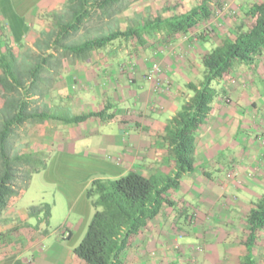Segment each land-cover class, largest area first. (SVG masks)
Returning <instances> with one entry per match:
<instances>
[{
    "label": "crops",
    "instance_id": "0c3cea01",
    "mask_svg": "<svg viewBox=\"0 0 264 264\" xmlns=\"http://www.w3.org/2000/svg\"><path fill=\"white\" fill-rule=\"evenodd\" d=\"M60 1L0 0V38L10 45L22 44L35 28L40 10L49 11ZM203 28H192L186 35L170 39L156 31L143 35L144 43L157 34L162 36L166 47L172 46L174 54L160 59L163 82L169 81L167 89L146 79L151 59H146L145 54L112 56L106 60L109 65L106 63L100 69V83L104 86L99 91V106L81 113L98 111L107 103L110 108L105 115H115L67 123L69 127L80 124V128L82 123L86 124L87 133L74 137L71 143L78 141L83 148L77 153L78 161L95 167V175L110 178L131 170L149 176L158 170L168 173L174 168L168 144L162 138L164 124L192 94L187 83L200 78V52L211 49L224 35L223 29H219L217 38L206 36L201 43L196 36ZM178 41L184 45L177 47ZM178 50L182 59L175 57ZM159 51L155 50L158 54ZM123 63L126 69L122 70L126 73L119 66ZM111 69L115 74L107 77ZM213 84L218 94L196 132L195 167L182 174L176 188L165 192L156 214L121 252V264L264 262V228L256 231L251 244L246 222L248 210L264 193V50L255 69L238 65L231 75ZM90 135L94 138L91 144ZM67 140L70 143L71 139ZM89 146L91 151L84 149ZM68 147L61 146L59 153L71 155L74 150ZM83 207L88 211L84 201ZM18 211L27 229L22 230L27 241L22 245L15 243L18 248L14 252L8 249L10 254L1 257L0 264H86L76 257L72 247L63 245L62 239L54 243L58 250L44 252L39 248L41 242L29 232L32 228L38 231L40 226L27 224L30 219L27 209ZM181 219L190 225L189 230L178 226ZM73 231L64 234L66 238ZM46 236L45 233L42 239ZM20 251L30 252V258L19 257Z\"/></svg>",
    "mask_w": 264,
    "mask_h": 264
},
{
    "label": "trees",
    "instance_id": "16d2710c",
    "mask_svg": "<svg viewBox=\"0 0 264 264\" xmlns=\"http://www.w3.org/2000/svg\"><path fill=\"white\" fill-rule=\"evenodd\" d=\"M125 0H66L63 13L51 11L52 29L46 39L35 42L43 51L30 55L27 51L18 55L10 43L0 38V218L8 199L25 188L33 173L45 168L46 155L40 151H15L10 139L17 127L24 123L36 124L49 119L62 123H79L91 117L104 119L107 103L98 111L75 114L66 106L51 110L37 106L35 96L45 84V70L51 69V58L57 54L70 56L74 62L85 60L94 50L112 44L116 40L136 38L144 44V33L156 31L167 39L186 35L190 29L204 27L197 39L206 41L213 32L221 29L214 22L216 7L221 0H189L190 6H163V14L125 28L115 29L82 41L72 36L85 23L96 17H110L121 11L117 5ZM240 12L224 13L222 22L227 29L219 42L211 49L200 52L201 76L196 82L187 83L192 94L183 101L176 113L166 120L162 138L174 160V168L168 173L158 170L146 176L128 171L118 177H94L85 190L94 213L85 234L73 248V253L86 264H121L120 256L129 240L156 214L167 190L176 188L182 174L193 170L195 162V136L198 128L210 113L212 101L218 94L215 81L231 75L238 65L255 69L257 58L264 50V0H244ZM213 4V5H212ZM183 6V5H182ZM215 6V7H214ZM216 29V30H215ZM59 62V60L57 61ZM233 82L236 81L232 77ZM48 89H43L41 95ZM48 205H31L29 217H37L38 223L46 222L50 215ZM246 222L249 228L248 242L252 244L256 231L264 228V193L248 210ZM38 225V224H37ZM249 264H254L253 260Z\"/></svg>",
    "mask_w": 264,
    "mask_h": 264
},
{
    "label": "rangeland",
    "instance_id": "374dc122",
    "mask_svg": "<svg viewBox=\"0 0 264 264\" xmlns=\"http://www.w3.org/2000/svg\"><path fill=\"white\" fill-rule=\"evenodd\" d=\"M65 1L61 0L57 2L49 11L45 9L44 11L40 10L37 16L38 19H36L37 22H35V28L29 31L23 43L11 46L16 54L20 55L24 51H27L30 55L43 52L37 49L34 44L38 39H41V43L45 41L46 34H42V31L46 33L53 27L50 12L63 13ZM221 1L223 5L216 7L214 22L217 24V27H221L224 33H226L227 29L222 22L223 14H237V12H240L245 1ZM190 2L189 0H125L122 4L117 5V7L122 8L120 12L110 17L94 16V18L85 23V26L80 31L72 36V39L74 41H82L97 35L106 34L111 30L123 29L127 25L134 24V20L141 23L144 20H149L163 14V6L175 3L179 8H184L190 6ZM144 35L147 36L150 33H144ZM212 36L217 38V32L214 31L209 38ZM149 38V40H146L147 43L140 46L136 45L138 41L134 37L128 40H116L104 48L94 50L92 55H89L87 59L77 62H74L70 56L64 57L56 53L54 58L50 59L52 68L45 70L43 73V77L47 80L46 85L44 84L42 88L39 87L38 91L41 92L45 88L48 90H44L45 93L43 95L39 92L35 96L37 106L42 109L44 105H47L51 110L62 109L68 106L75 114L83 112L86 108L99 106V91L104 86L103 83H100L102 74L100 69L103 65H109L106 62L107 59H111L112 56L131 57V55L145 54L144 57L146 59H151L150 66L152 63H157L162 67L161 56L174 54L171 52L172 46L168 48L164 45L165 43H163L161 35L158 37L155 34L154 37ZM178 44L177 47L184 45L180 41H178ZM158 49H160L159 54L155 52ZM175 54L176 58H181L179 50ZM58 60L59 62H57ZM119 66L121 67V71L126 73L122 70V68H125L124 63ZM113 74L115 73L111 69L106 75L108 77ZM147 80L150 81L149 79ZM163 80L164 78L161 75V83L150 82L157 87L161 86L167 89L165 85L168 86L169 81L164 84ZM1 104L2 99L0 98ZM85 125V123H82L81 128L79 127L80 124L69 127L58 120L49 119L36 124L24 123L15 129L10 139L13 149L19 152L40 151L46 155V165L44 169L31 175L29 184L25 188H20L18 194L8 199L7 207L0 218V258L18 248L15 243H19V245L26 243L25 241L27 240L24 239L25 237L22 233L25 225L23 226L22 224L21 219L23 218L20 219L21 211L18 210H21V208L28 209L31 205L44 204L50 207V215L46 222L38 223L37 217H30L27 221V224H30L32 227L37 224L40 226L41 229L38 231L32 228L29 232L31 231L39 243L41 242L39 248L44 252L58 250L54 246L55 241L58 239H62L63 245H68L72 248L82 239L94 213L93 208L85 201L84 191L85 187L90 185L91 180L97 176L95 175L97 169L90 164L78 161L77 158L79 157L77 156L79 155L77 153L81 152L83 148L78 141L73 144L71 143L74 137L78 138L87 133ZM67 139H71L70 143ZM93 139V135H90L88 142L91 144ZM61 146H69L68 148L73 149L74 152L70 153L71 155L60 154L59 150ZM84 149L92 150L91 146ZM20 193L21 195L17 198ZM83 201L88 211L83 207ZM180 222L178 226L181 229L189 230V224H186L183 219ZM69 230H74V233L70 238H66ZM45 233L47 236L42 239ZM55 248L56 250H54ZM8 249L11 250L9 251ZM19 255V257L22 256L23 258H30L31 256L30 252L27 251H22V253L20 251ZM38 262L41 261L38 260ZM261 264H264V262L261 261Z\"/></svg>",
    "mask_w": 264,
    "mask_h": 264
},
{
    "label": "built area",
    "instance_id": "2783aa9c",
    "mask_svg": "<svg viewBox=\"0 0 264 264\" xmlns=\"http://www.w3.org/2000/svg\"><path fill=\"white\" fill-rule=\"evenodd\" d=\"M162 71L163 69L160 65L157 63H152L147 73V79L154 82H160Z\"/></svg>",
    "mask_w": 264,
    "mask_h": 264
}]
</instances>
